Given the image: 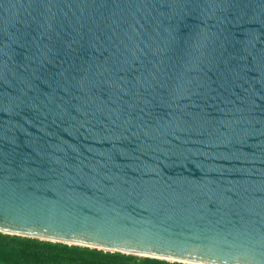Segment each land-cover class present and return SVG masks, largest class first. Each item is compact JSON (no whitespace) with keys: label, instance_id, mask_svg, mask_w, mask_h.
Masks as SVG:
<instances>
[{"label":"water","instance_id":"95a60500","mask_svg":"<svg viewBox=\"0 0 264 264\" xmlns=\"http://www.w3.org/2000/svg\"><path fill=\"white\" fill-rule=\"evenodd\" d=\"M0 233L264 264V0H0Z\"/></svg>","mask_w":264,"mask_h":264},{"label":"trees","instance_id":"16d2710c","mask_svg":"<svg viewBox=\"0 0 264 264\" xmlns=\"http://www.w3.org/2000/svg\"><path fill=\"white\" fill-rule=\"evenodd\" d=\"M0 264H183L0 233Z\"/></svg>","mask_w":264,"mask_h":264}]
</instances>
